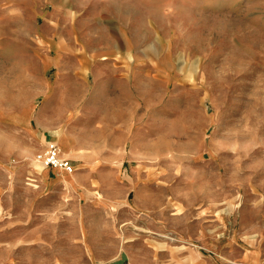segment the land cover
Returning <instances> with one entry per match:
<instances>
[{
    "label": "rangeland",
    "instance_id": "1",
    "mask_svg": "<svg viewBox=\"0 0 264 264\" xmlns=\"http://www.w3.org/2000/svg\"><path fill=\"white\" fill-rule=\"evenodd\" d=\"M103 1L0 0V264H187L203 234L264 247V0L112 2L130 94H106ZM44 135L71 174H47Z\"/></svg>",
    "mask_w": 264,
    "mask_h": 264
},
{
    "label": "crops",
    "instance_id": "2",
    "mask_svg": "<svg viewBox=\"0 0 264 264\" xmlns=\"http://www.w3.org/2000/svg\"><path fill=\"white\" fill-rule=\"evenodd\" d=\"M127 1L128 0H104L102 6L97 8L96 19L100 21L99 24H101V20H111L107 33L112 34L114 39L112 50H117L121 57L118 60H113L111 64L108 65V68L111 70V79L106 81V94H130L132 66L130 60V54L132 52L131 39L129 36L130 32H128L125 28L126 26L119 21V14L122 10L117 7L115 8L118 4H121L122 7L125 8V3H127ZM173 1L174 0H152L153 3L159 4L160 8L164 6L161 4L165 2L171 4ZM112 2L115 6H111ZM65 9L66 7L64 10ZM111 27L115 28L112 31L113 33H111ZM110 50L111 48L109 49L102 45H98L97 52L100 61L106 60L104 56L110 54ZM133 51L135 52L136 50L133 49ZM49 139L54 141L50 136H43L44 143ZM50 173L51 172L47 171V174ZM202 244V251L196 252L193 255L194 261L187 264H264V247L258 245L257 240L250 235L230 237L225 235L207 236L203 234ZM105 264H132V262H130L128 255L122 253Z\"/></svg>",
    "mask_w": 264,
    "mask_h": 264
},
{
    "label": "built area",
    "instance_id": "3",
    "mask_svg": "<svg viewBox=\"0 0 264 264\" xmlns=\"http://www.w3.org/2000/svg\"><path fill=\"white\" fill-rule=\"evenodd\" d=\"M39 159L41 160L42 166L52 174L54 172L57 174H71L73 171L70 161L61 157V151L57 143L50 139L44 143L43 152Z\"/></svg>",
    "mask_w": 264,
    "mask_h": 264
},
{
    "label": "bare ground",
    "instance_id": "4",
    "mask_svg": "<svg viewBox=\"0 0 264 264\" xmlns=\"http://www.w3.org/2000/svg\"><path fill=\"white\" fill-rule=\"evenodd\" d=\"M61 157H62V153H61ZM63 158V157H62Z\"/></svg>",
    "mask_w": 264,
    "mask_h": 264
}]
</instances>
